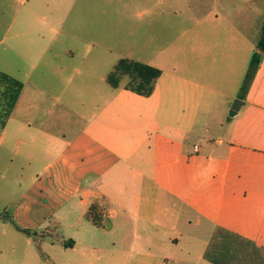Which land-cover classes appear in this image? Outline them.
<instances>
[{"label": "crops", "instance_id": "crops-1", "mask_svg": "<svg viewBox=\"0 0 264 264\" xmlns=\"http://www.w3.org/2000/svg\"><path fill=\"white\" fill-rule=\"evenodd\" d=\"M230 1L0 0V72L24 85L0 264H264V51L240 97L264 16L253 40ZM124 59L161 71L151 96L109 83Z\"/></svg>", "mask_w": 264, "mask_h": 264}, {"label": "trees", "instance_id": "trees-1", "mask_svg": "<svg viewBox=\"0 0 264 264\" xmlns=\"http://www.w3.org/2000/svg\"><path fill=\"white\" fill-rule=\"evenodd\" d=\"M258 49L264 51V26L258 43ZM260 62L261 55H259L257 51L251 59L245 81L241 88V98L245 96ZM160 76L161 71L155 67L124 59L116 65L113 72L108 76V81L113 87L118 88L120 87V82L127 78V82L124 86L125 89L138 95L149 97L153 94L156 82ZM0 85L4 86L3 92L0 91V96L4 102L3 106L5 112L4 120H2L0 127V130H3L18 102L24 85L22 82L2 72H0Z\"/></svg>", "mask_w": 264, "mask_h": 264}, {"label": "rangeland", "instance_id": "rangeland-1", "mask_svg": "<svg viewBox=\"0 0 264 264\" xmlns=\"http://www.w3.org/2000/svg\"><path fill=\"white\" fill-rule=\"evenodd\" d=\"M210 4V3H209ZM223 5H219V9L221 10L222 6H224V9H227L228 11L232 12V16H236L237 13L239 12V10H242V14L239 16V18L237 19L239 22L245 23L249 26H251L252 28L250 30H252L254 33H251V37L255 38L256 36H258L257 31L260 28V25L262 23L263 20V16H264V0H255V1H247V0H231L228 3V8L225 7L226 3H221ZM193 5L194 3H190V2H185L182 1L180 2L179 6H180V11H189L190 9L193 10ZM212 5V3H211ZM214 5V4H213ZM165 8V4L162 5L160 7V9H164ZM207 8V7H206ZM201 9H205V7H202ZM208 10H211V6L209 8H207ZM1 11V10H0ZM256 31V32H255ZM253 38V40H254ZM127 82V78L123 79L120 82V85L122 84H126ZM4 90V86L0 85V91L3 92ZM235 101L233 102V105H235ZM4 102L3 99L0 96V127L2 124V120H4V116H5V112H4ZM1 153V152H0ZM6 166V164H2L0 163V172H5V170L3 169ZM7 176L10 177V175L7 173ZM1 178H0V218L4 219V220H10V211H11V201H15L18 199L20 192L16 193L13 191V189H8L7 187V180L4 182H1ZM51 229H53L52 235L51 236H46L44 237L42 240L40 241H36L33 240V251L37 252L40 257L43 259V261L46 260V256H44L43 254H41V250L44 246V242H50L51 238L54 237L53 234H60L61 233V229H57L53 226H50ZM10 230V228H7ZM4 228L0 227V234L3 233ZM45 232V229H40L38 230V234L39 235H43ZM8 233V232H7ZM230 244H232L233 248L236 249L237 246H235L236 244L231 242ZM235 244V245H234ZM245 250L243 251H252L253 248L252 246H250V244H246L245 245ZM261 258H242V260L240 262H242V264H245L249 262V264H261V262H259ZM234 262L236 260H238V258H233ZM237 262V261H236ZM245 262V263H244ZM254 262V263H253Z\"/></svg>", "mask_w": 264, "mask_h": 264}, {"label": "water", "instance_id": "water-1", "mask_svg": "<svg viewBox=\"0 0 264 264\" xmlns=\"http://www.w3.org/2000/svg\"><path fill=\"white\" fill-rule=\"evenodd\" d=\"M262 53H263V50L259 49V50H258V54H259V55H262Z\"/></svg>", "mask_w": 264, "mask_h": 264}, {"label": "built area", "instance_id": "built-area-1", "mask_svg": "<svg viewBox=\"0 0 264 264\" xmlns=\"http://www.w3.org/2000/svg\"><path fill=\"white\" fill-rule=\"evenodd\" d=\"M196 148V150H198V147H195Z\"/></svg>", "mask_w": 264, "mask_h": 264}]
</instances>
